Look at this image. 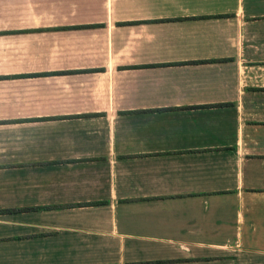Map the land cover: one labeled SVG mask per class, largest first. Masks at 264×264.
I'll return each instance as SVG.
<instances>
[{
    "label": "crops",
    "instance_id": "crops-1",
    "mask_svg": "<svg viewBox=\"0 0 264 264\" xmlns=\"http://www.w3.org/2000/svg\"><path fill=\"white\" fill-rule=\"evenodd\" d=\"M0 264H264V0H0Z\"/></svg>",
    "mask_w": 264,
    "mask_h": 264
}]
</instances>
